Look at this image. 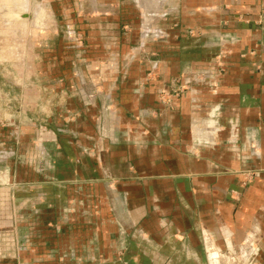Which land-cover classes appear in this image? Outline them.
Listing matches in <instances>:
<instances>
[{
    "label": "crops",
    "instance_id": "crops-1",
    "mask_svg": "<svg viewBox=\"0 0 264 264\" xmlns=\"http://www.w3.org/2000/svg\"><path fill=\"white\" fill-rule=\"evenodd\" d=\"M77 1L28 43L53 101L0 143V264H264V0Z\"/></svg>",
    "mask_w": 264,
    "mask_h": 264
},
{
    "label": "rangeland",
    "instance_id": "rangeland-1",
    "mask_svg": "<svg viewBox=\"0 0 264 264\" xmlns=\"http://www.w3.org/2000/svg\"><path fill=\"white\" fill-rule=\"evenodd\" d=\"M103 1L105 3L98 4L99 11L102 9L108 11L110 7L119 5L117 0ZM77 3L85 12L87 11L89 7L87 0H78ZM54 6L64 10L71 9L74 2L0 0V143L3 145H6V142L1 140H4L5 136L9 138L25 134L35 139L39 120L45 119V115L49 113L46 106H51L53 95L50 91H46L47 93L43 91L44 81L42 80V83L40 78H37L40 47L28 43L44 38L43 35L46 33L54 34V18L46 17V14L53 12ZM40 9H43L46 19L38 20L35 25H31V22L28 24L27 20L32 21V14L34 17L38 16ZM66 21L69 19L64 17V22ZM27 24L33 29L27 30ZM44 26L49 30L45 31ZM60 31L58 33H61ZM18 181L20 179L15 178L8 184L23 185L22 182L17 183ZM210 257L209 259L217 264H261L258 260H252V255L241 251L222 253L219 256L211 254Z\"/></svg>",
    "mask_w": 264,
    "mask_h": 264
}]
</instances>
